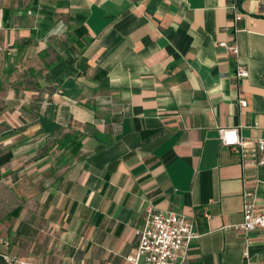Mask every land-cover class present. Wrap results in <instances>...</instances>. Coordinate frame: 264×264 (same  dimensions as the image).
<instances>
[{
	"label": "crops",
	"instance_id": "0c3cea01",
	"mask_svg": "<svg viewBox=\"0 0 264 264\" xmlns=\"http://www.w3.org/2000/svg\"><path fill=\"white\" fill-rule=\"evenodd\" d=\"M221 128L264 139V0H0V253L129 264L152 207L193 223L185 264H264L231 227L264 163Z\"/></svg>",
	"mask_w": 264,
	"mask_h": 264
},
{
	"label": "built area",
	"instance_id": "2783aa9c",
	"mask_svg": "<svg viewBox=\"0 0 264 264\" xmlns=\"http://www.w3.org/2000/svg\"><path fill=\"white\" fill-rule=\"evenodd\" d=\"M234 23L242 19L238 7L231 4ZM218 47L231 54H236L234 44L219 42ZM235 76L238 80L246 78L248 72L243 67L237 66ZM239 104L245 108L246 101L240 100ZM221 146L235 154L243 166H261L264 161V139H244L239 128H221L218 131ZM233 227L237 232L246 236L251 233L264 235V208H259L254 196L245 193L243 196L242 222ZM138 238L137 247L126 256L129 264H185L192 242L197 238L193 223L184 215L171 210H159L148 207L142 224L135 229ZM0 258L5 264H26L5 253H0Z\"/></svg>",
	"mask_w": 264,
	"mask_h": 264
},
{
	"label": "trees",
	"instance_id": "16d2710c",
	"mask_svg": "<svg viewBox=\"0 0 264 264\" xmlns=\"http://www.w3.org/2000/svg\"><path fill=\"white\" fill-rule=\"evenodd\" d=\"M72 137H74V139H72ZM81 137H82V134H74L73 136H68V135H65L64 136V141L65 143H67L68 145H71L73 147H71V152L73 151V153H76L77 152V149L80 147V140H81ZM77 138H79L78 140H76ZM0 260L3 262V260L0 258ZM4 263V262H3Z\"/></svg>",
	"mask_w": 264,
	"mask_h": 264
}]
</instances>
